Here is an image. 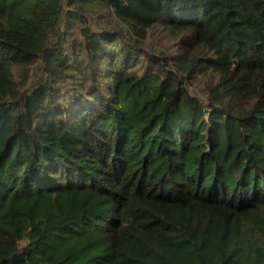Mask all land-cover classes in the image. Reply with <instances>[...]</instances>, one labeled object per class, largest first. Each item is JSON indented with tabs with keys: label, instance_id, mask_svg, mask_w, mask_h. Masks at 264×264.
I'll use <instances>...</instances> for the list:
<instances>
[{
	"label": "trees",
	"instance_id": "obj_1",
	"mask_svg": "<svg viewBox=\"0 0 264 264\" xmlns=\"http://www.w3.org/2000/svg\"><path fill=\"white\" fill-rule=\"evenodd\" d=\"M0 264H264V0H0Z\"/></svg>",
	"mask_w": 264,
	"mask_h": 264
}]
</instances>
